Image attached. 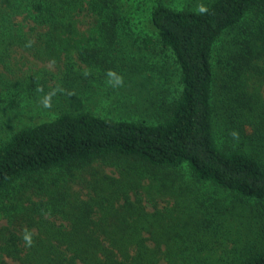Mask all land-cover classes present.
<instances>
[{"label":"trees","instance_id":"1","mask_svg":"<svg viewBox=\"0 0 264 264\" xmlns=\"http://www.w3.org/2000/svg\"><path fill=\"white\" fill-rule=\"evenodd\" d=\"M73 1L77 5L70 20H61L63 6L57 17L49 0L32 2L44 16L39 23L49 26L42 51L34 56L53 61L71 46L84 65L96 64L107 74L110 69L123 71H116L117 43H138L144 54L156 45L174 59L179 91L172 101L151 102L150 122L61 111L0 134V195L30 174L54 168L82 171L114 158L154 171L185 169L200 183L264 205V21L239 25L252 10L264 14V0H190L181 6L158 0L148 17L150 31L141 34L131 30L128 19L122 20L119 0ZM1 4L6 12L22 6ZM199 4L208 7L207 14L197 11ZM78 17L86 24L89 19L87 28H93V36L82 32L72 42L77 27L83 26ZM0 25L5 33L7 22ZM223 33L229 37L215 67L214 46ZM124 58L128 65L131 58L126 54ZM6 85L0 89V105L10 93ZM17 95L9 96L14 107ZM219 115L224 121L222 140L215 134ZM32 188H40L34 192L47 199L22 208L15 204L12 214L21 213V222L36 226L34 243L24 257L28 264H159L163 259L168 264L206 263V255L192 252L202 249V231L194 228L192 213L183 211L180 203L151 212L139 197L129 198L125 187L98 197H77L74 202L68 191L55 194ZM23 193L15 195L22 198ZM50 209L66 222L52 221L55 216L47 215ZM206 216L204 221L211 219ZM249 247L236 246L233 257L223 264H264V235Z\"/></svg>","mask_w":264,"mask_h":264},{"label":"rangeland","instance_id":"2","mask_svg":"<svg viewBox=\"0 0 264 264\" xmlns=\"http://www.w3.org/2000/svg\"><path fill=\"white\" fill-rule=\"evenodd\" d=\"M1 1L10 6L22 3V6L15 12H6L2 11ZM33 1L37 0H0V24L7 22L5 33L0 28V89L5 83L10 89V93L5 95V103L0 105L2 136L6 132L8 134L12 128L35 123L41 118L54 117L61 111L72 113L89 111L114 119L137 121L144 119L150 122L153 110L151 105L158 103L156 100L161 98L167 102L172 101L177 95L178 67L171 53L162 51L156 45L153 51L145 54L138 43L125 40L121 46L118 43L115 45L113 54L114 57L118 56L116 71L123 69L117 72L123 77V85L119 87L108 84L106 72L101 71L98 65H84L71 46L53 56V61L34 56L35 53L42 51L40 49L43 48L49 26L45 22L39 23L44 16L33 8ZM49 1L57 17L59 16L57 11L64 7L65 13L60 16L61 20H70L73 17L76 2L57 0L59 2L57 4L56 0ZM157 1L119 0L122 20L128 19L133 24L131 30L136 34H141L145 30L150 31L148 17ZM189 1L164 0L168 4L180 6ZM263 15L252 10L243 17L239 25L245 28L261 23L264 21ZM79 19L83 26L77 27L78 34L72 38V42L74 38H79L82 32H89V36H93L91 32L93 28L89 27L90 30L87 28L89 19L87 24L82 18ZM2 20L5 22H1ZM228 37L227 33H223L214 46L215 67L223 53L222 45ZM125 54L131 58L128 65H125L127 61L124 58ZM69 62L72 64H69L71 66L67 69L66 65ZM134 67L138 71H132ZM143 67L145 70L141 72ZM40 88L43 91H38ZM16 92L19 95L15 102L17 106L14 107L15 105L12 106L13 104L8 102L9 96ZM48 93L54 94L51 96V107L45 108L42 100ZM152 101L155 103L151 104ZM223 126L221 116L215 117L217 140L223 139L221 132ZM92 166L94 168L82 171L80 168L69 170L54 168L30 174L26 179L11 184L0 195V264H28L24 258L28 246L22 239L23 229L27 228L34 233L36 226H27L26 222H21V213L13 216L12 214L15 204L22 208L31 206V201L47 199L44 195L34 192L40 188L32 187H41L55 194L68 191L71 202L77 197L81 199L98 197L125 187L129 198L139 197L141 204L151 212L180 203L183 211L192 213L194 228L198 227L202 231L200 234L203 239L200 245L202 249L200 252L196 249L192 252L196 251L198 256L206 255L205 264H223L226 259L233 257L236 246L250 245L251 248L256 244L257 238L264 235V205L259 206L251 200L237 199L209 184L200 183L185 169L168 168L167 172L161 169L154 171L132 160L114 158L108 159L107 163L95 162ZM16 191L24 192L22 198L16 197ZM206 214L211 218L208 221H204ZM47 215L55 216L50 219L57 225L64 221L60 215L53 214L51 209L47 211ZM177 229L178 233H182L180 228ZM196 230L194 229V232ZM144 235L147 236L146 233ZM147 244L151 246L152 242L149 241ZM159 264L168 262L163 259Z\"/></svg>","mask_w":264,"mask_h":264},{"label":"clouds","instance_id":"3","mask_svg":"<svg viewBox=\"0 0 264 264\" xmlns=\"http://www.w3.org/2000/svg\"><path fill=\"white\" fill-rule=\"evenodd\" d=\"M197 11L200 14H207L208 13V7L205 4H199L197 5ZM107 77H108V84L112 87H119L123 85V77L118 75L114 70H108L107 72ZM38 91H43L42 88L38 89ZM54 93H48L45 94L43 100H42V105L45 108H50L51 107V96ZM233 136H236L237 133H232ZM22 239L25 242V245L28 247H31L34 243L33 241V232L30 231L27 228L23 229V235H22Z\"/></svg>","mask_w":264,"mask_h":264}]
</instances>
